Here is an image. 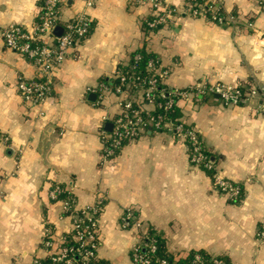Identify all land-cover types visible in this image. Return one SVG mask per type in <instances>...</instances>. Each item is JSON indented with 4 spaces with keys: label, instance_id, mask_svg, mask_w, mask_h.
<instances>
[{
    "label": "crops",
    "instance_id": "0c3cea01",
    "mask_svg": "<svg viewBox=\"0 0 264 264\" xmlns=\"http://www.w3.org/2000/svg\"><path fill=\"white\" fill-rule=\"evenodd\" d=\"M233 23L192 15L186 0H164L174 16L149 38L148 3L97 0L88 9L89 35L70 50L53 77L52 95L37 107L21 96L17 83L36 76L30 59L8 48L0 33V264H28L48 258L44 240L72 232L64 208L67 190L82 210L98 200L97 258L132 264V249L143 229L152 228L169 253L202 250L229 264H264V100L252 97L228 105L212 96L180 103L181 116L195 125L215 169L239 183L233 201L212 183V170L194 166L186 144L166 130L148 128L104 161L101 129L112 128L119 106L102 101V81L146 49L169 70L168 87L208 84L264 86V0H220ZM81 1L68 2L63 17ZM41 0H0V28L31 25ZM61 31V27H60ZM107 79V80H105ZM148 107L153 108L151 105ZM65 190L57 197L51 191ZM128 208L142 227L123 226Z\"/></svg>",
    "mask_w": 264,
    "mask_h": 264
},
{
    "label": "built area",
    "instance_id": "2783aa9c",
    "mask_svg": "<svg viewBox=\"0 0 264 264\" xmlns=\"http://www.w3.org/2000/svg\"><path fill=\"white\" fill-rule=\"evenodd\" d=\"M74 1L78 0H41L37 19L33 24L12 23L0 28L4 44L30 59L36 67L35 77L21 79L17 83L22 98L31 107L42 105L52 95L53 77L58 67L70 50L91 32L93 20L88 9L95 6L97 0H79L81 4L76 12L64 18L62 8L68 2ZM131 1L133 4L148 3L150 13L155 15L154 19L145 20L150 28L147 30L144 26L148 38L159 28V24H167L174 16V9L164 0ZM186 3L189 6L188 12L192 15H209L218 23L236 21L233 15H224L220 0H204L201 3L197 0H186ZM60 27L61 31L57 32ZM141 58L142 53L134 52L130 58L133 67L139 64ZM143 67L147 70L144 75L134 70L125 72L118 70L111 81H102L98 85L100 99L105 101L107 97L115 95L116 104L119 106L117 114L112 119V128L107 129L103 125L101 129L103 160L108 161L117 155L128 141L136 139L148 128L166 130L186 144L190 161L194 166L212 170V183L216 189L228 195L233 201L239 199L242 187L215 169L198 128L182 116L169 117L167 112L175 104L199 100L202 96H212L228 105L245 104L252 97H261L264 100V86L246 87L242 84H208L200 81L188 87H168L164 80L169 70L161 68L156 56H151ZM160 97L163 100L158 99ZM159 109L161 112L158 113ZM7 141L8 136L0 130V143ZM65 190L56 186L51 194L57 197ZM63 201L66 212L73 217L72 237L63 235L60 239L52 236L46 238L44 244L49 259L36 256L28 264H96L93 260L98 259V217L104 201L100 199L79 210L76 208L75 196L68 190ZM123 226L142 227L133 208H128L124 212ZM147 238H149L147 230L143 229L139 243L132 249V264H149L152 261L157 245L154 238L150 240ZM256 238L264 242V222L259 225ZM155 259L160 264H168L166 259L159 257ZM199 263L201 264L202 260L197 255L191 264ZM213 263L225 264L224 260L217 256Z\"/></svg>",
    "mask_w": 264,
    "mask_h": 264
},
{
    "label": "trees",
    "instance_id": "16d2710c",
    "mask_svg": "<svg viewBox=\"0 0 264 264\" xmlns=\"http://www.w3.org/2000/svg\"><path fill=\"white\" fill-rule=\"evenodd\" d=\"M204 0H197L198 3H201L203 2ZM189 6L187 5V8ZM155 18V15L151 14L150 13V16L147 18L148 20H152ZM163 24H159L158 26H162ZM144 26L145 28L148 30L150 29L148 26H147V22L144 21ZM157 28V27H156ZM138 52L142 53V58L139 60V64L136 66V67H133V63H132V60L129 61L128 65H122L121 66V71L125 72L127 70H134L136 72H139L141 74H145L147 73V70L144 69V65L145 63L147 62V60L151 57V56H154L152 53L148 52L146 49H139L137 50ZM107 80V79H105ZM109 81V80H107ZM116 81V79H115ZM158 99H161L163 100V98H158ZM158 113L161 112V109H159L157 111ZM156 113V112H155ZM181 106L180 104H175L173 106L172 109H170L168 112H167V115L169 117H179L181 116ZM65 193V192H64ZM67 194V192H66ZM147 234L149 236V238H147V240H150V238H154L155 239V243L157 245V250L156 252L154 253V256L152 258V261L149 263V264H160L159 261H157L155 258L159 257L160 259H166L168 260V264H191L192 261L196 258L197 255L200 256L201 260H202V263L201 264H214L213 261H214V258L216 256H213L205 251H202V250H192L190 252H188L186 255L184 256H177V255H173L171 253H169L166 249V241L163 237H161L159 234H157L155 232V230H153L152 228H148L147 229ZM73 235V233H69L67 235V237L71 238ZM144 250V249H143ZM217 257H220L224 260L225 264H229V260L227 257L225 256H217ZM47 260L49 258H46ZM94 263L96 264H109L108 262H105V261H102V260H99V259H96V260H93ZM200 264V263H199Z\"/></svg>",
    "mask_w": 264,
    "mask_h": 264
},
{
    "label": "water",
    "instance_id": "95a60500",
    "mask_svg": "<svg viewBox=\"0 0 264 264\" xmlns=\"http://www.w3.org/2000/svg\"><path fill=\"white\" fill-rule=\"evenodd\" d=\"M56 31H57V32H60V28H58Z\"/></svg>",
    "mask_w": 264,
    "mask_h": 264
}]
</instances>
